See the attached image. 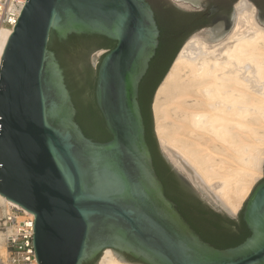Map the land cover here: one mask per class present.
<instances>
[{
	"label": "water",
	"instance_id": "1",
	"mask_svg": "<svg viewBox=\"0 0 264 264\" xmlns=\"http://www.w3.org/2000/svg\"><path fill=\"white\" fill-rule=\"evenodd\" d=\"M52 33L60 41L84 34L117 42L98 59L95 87L111 140L94 141L77 123L64 69L49 49ZM159 38L147 0H28L23 7L0 65V194L34 214L38 264H97L106 249L130 264H264V176L239 212L250 236L225 249L204 241L165 193L139 103Z\"/></svg>",
	"mask_w": 264,
	"mask_h": 264
},
{
	"label": "bare ground",
	"instance_id": "2",
	"mask_svg": "<svg viewBox=\"0 0 264 264\" xmlns=\"http://www.w3.org/2000/svg\"><path fill=\"white\" fill-rule=\"evenodd\" d=\"M236 15L234 31L218 44L208 42L210 34L194 35L185 43L153 105L156 134L164 148L170 144L181 149L195 171L191 176L201 178L215 201L232 214L241 209L250 183L262 177L264 161V27L248 0L238 2ZM11 34H0V63ZM193 94L202 98L198 102L205 109L188 108ZM186 131L195 136L179 138ZM7 201L0 194V204ZM97 264L130 263L106 249Z\"/></svg>",
	"mask_w": 264,
	"mask_h": 264
},
{
	"label": "trees",
	"instance_id": "3",
	"mask_svg": "<svg viewBox=\"0 0 264 264\" xmlns=\"http://www.w3.org/2000/svg\"><path fill=\"white\" fill-rule=\"evenodd\" d=\"M150 4V0H147ZM264 8V0L260 3ZM164 8L168 9L163 0ZM157 24L160 29L159 46L156 55L150 62L149 69L140 83L139 103L144 116L146 127V140L149 145L153 165L156 173L162 181L165 193L177 206L185 220L198 233V235L212 246L225 249L234 247L245 241L250 236V231L243 220L242 212L238 218L217 212L203 202L193 190L173 170L172 166L163 157L154 132L152 103L158 86L168 73L172 63L186 40L193 31L172 45L170 56L158 74L148 102V113L143 107L142 89L146 80L154 71L159 58L166 50V33L169 30L168 19L151 4ZM174 33V32H173ZM117 42L99 35L72 34L65 41H60L55 33H52L49 41V49L54 51L62 68L65 80L71 92L77 111L76 121L84 134L97 142H107L112 136L106 127L103 115L99 110L95 99V87L97 69H94L90 61V55L99 50H111Z\"/></svg>",
	"mask_w": 264,
	"mask_h": 264
},
{
	"label": "flooded vegetation",
	"instance_id": "4",
	"mask_svg": "<svg viewBox=\"0 0 264 264\" xmlns=\"http://www.w3.org/2000/svg\"><path fill=\"white\" fill-rule=\"evenodd\" d=\"M168 9L164 8L163 0H150L151 4L170 21L169 30L166 33V50L159 58L154 71L144 83L142 89L143 107L148 113V102L151 97L152 86L166 64L171 47L181 40L185 35H192L206 31L211 39L225 35L234 25L236 5L240 0H164ZM258 8V16L264 22V8L259 4L262 0H248ZM174 32V33H173ZM96 52V51H95ZM94 53V52H93ZM142 112V109H141ZM143 116V113H142ZM144 120V116H143ZM184 182V181H183ZM185 183V182H184ZM186 184V183H185ZM194 192V191H193ZM196 194V193H195ZM197 195V194H196ZM198 196V195H197ZM199 197V196H198ZM202 200V199H201ZM128 259L134 260L132 256L124 253Z\"/></svg>",
	"mask_w": 264,
	"mask_h": 264
},
{
	"label": "built area",
	"instance_id": "5",
	"mask_svg": "<svg viewBox=\"0 0 264 264\" xmlns=\"http://www.w3.org/2000/svg\"><path fill=\"white\" fill-rule=\"evenodd\" d=\"M27 1L0 0V34L4 30L13 31ZM34 225L35 216L31 212L11 201L0 204V230L7 251L6 264H38Z\"/></svg>",
	"mask_w": 264,
	"mask_h": 264
},
{
	"label": "rangeland",
	"instance_id": "6",
	"mask_svg": "<svg viewBox=\"0 0 264 264\" xmlns=\"http://www.w3.org/2000/svg\"><path fill=\"white\" fill-rule=\"evenodd\" d=\"M237 21H238V19L236 20V23L234 24V26L231 28V30L224 36V37H222L221 39H219V40H216V41H212L211 39H208V42L210 43V44H212V45H214V44H218L219 42H221V40L222 39H224V38H226V37H228L229 36V33H232L233 31H234V28L236 27V24H237ZM261 25V24H260ZM262 26V25H261ZM232 31V32H231ZM197 34H201V35H205V36H208V34H206V31L204 30V31H200V32H197V33H195V34H193V35H191L187 40H186V42L192 37V36H194V35H197ZM185 42V43H186ZM185 43L183 44V46L185 45ZM182 46V47H183ZM182 47H181V49H182ZM180 49V50H181ZM108 50H99V51H96V52H94V53H92L91 54V63H92V66H93V68L94 69H97V64L100 62V61H98V59L101 57V56H103L104 54H105V52H107ZM180 52V51H179ZM179 54V53H178ZM178 54H177V56H178ZM177 56H176V58H177ZM175 58V59H176ZM175 61V60H174ZM174 63V62H173ZM173 63H172V65H173ZM171 65V66H172ZM171 68V67H170ZM170 70V69H169ZM169 72V71H168ZM168 74V73H167ZM166 74V75H167ZM166 77V76H165ZM164 77V78H165ZM164 80V79H163ZM157 94V93H156ZM155 97H156V95H155ZM155 97H154V100H153V103H154V101H155ZM201 97L199 96V95H194L193 94V96H191V97H189V100H188V108H191V109H195V110H199V111H201V110H203V109H205V105H201L198 101H201ZM199 103V104H198ZM154 113V112H153ZM153 118H154V126H155V115L153 116ZM157 135V134H156ZM193 136H195L194 134H190L188 131H186V132H183L182 133V135H180V137L179 138H181L182 140H185V141H188V139H190V138H192ZM158 136H156V138H157ZM159 138V137H158ZM159 140H160V138H159ZM191 140V139H190ZM158 141V140H157ZM182 143V142H181ZM187 143V142H186ZM158 144H159V146H160V149H161V152H162V154H164L165 153V155H167V157H169V159H171L170 161H172V163H173V165H175L176 167H177V169H179V171H181V173L184 175V176H186L187 178H189L191 181H193V182H195V183H199V185L201 186V189H202V191H203V193L205 194V198H203L202 197V195H201V193H200V191L197 189V191H199V196L202 198V199H204V201L211 207V208H214L215 206H214V204L215 205H219L216 201H215V199H214V196H215V194H214V196H213V192H212V190L210 189V187L208 188V190H207V186L205 185V184H201V182H203V183H205L201 178H199L198 179V181H197V179L196 178H193L191 175H193L194 176V173H195V171L193 170V168H192V166L190 165V163L188 162V161H186V160H184V156H183V154H182V151H181V149H179V148H177L176 146H174V145H170V144H168L167 145V148H168V150L169 149H171V150H166L165 148H164V146H163V143L161 142V140H160V142H158ZM170 147V148H169ZM170 152L171 153H173L174 154V157H175V159L177 158V160L179 161V163H176V162H174L175 160H174V158H172V157H170L171 155H170ZM178 154V155H177ZM182 155V156H181ZM182 157V158H181ZM181 159V160H180ZM182 161V162H181ZM179 164H182L183 166H180ZM192 171H194V172H192ZM260 175L263 177L264 176V161H263V163H262V170H261V173H260ZM262 177H259V178H257L256 180H253L251 183H250V190L252 191L253 190V188L257 185V183L261 180V178ZM200 181V182H199ZM205 186V187H204ZM208 191H211V192H209L208 193ZM250 191V192H251ZM213 196V197H212ZM245 202V201H244ZM244 204V203H243ZM220 206V205H219ZM243 206V205H242ZM242 208V207H241ZM241 210V209H240ZM240 210H239V212H240ZM239 212L238 213H236V214H233V216H231V218H234V219H236L237 217H238V215H239ZM0 233H2V231L0 230ZM0 264H6L7 263V251H6V246H5V242H4V236H3V234H2V239H1V241H0ZM103 255V254H102ZM101 255V256H102ZM101 258V257H100ZM100 260V259H99ZM99 262V261H98Z\"/></svg>",
	"mask_w": 264,
	"mask_h": 264
}]
</instances>
